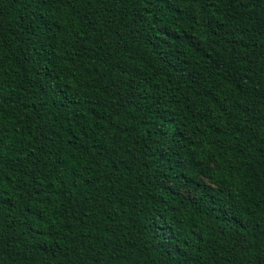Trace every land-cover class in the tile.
Returning a JSON list of instances; mask_svg holds the SVG:
<instances>
[{
  "label": "trees",
  "instance_id": "16d2710c",
  "mask_svg": "<svg viewBox=\"0 0 264 264\" xmlns=\"http://www.w3.org/2000/svg\"><path fill=\"white\" fill-rule=\"evenodd\" d=\"M0 264H264V0H0Z\"/></svg>",
  "mask_w": 264,
  "mask_h": 264
}]
</instances>
